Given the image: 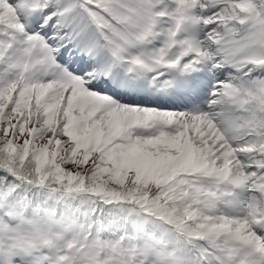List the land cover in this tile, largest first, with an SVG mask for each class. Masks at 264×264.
<instances>
[{
  "label": "snow or ice",
  "instance_id": "snow-or-ice-1",
  "mask_svg": "<svg viewBox=\"0 0 264 264\" xmlns=\"http://www.w3.org/2000/svg\"><path fill=\"white\" fill-rule=\"evenodd\" d=\"M0 264H264V0H0Z\"/></svg>",
  "mask_w": 264,
  "mask_h": 264
}]
</instances>
